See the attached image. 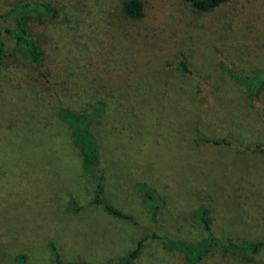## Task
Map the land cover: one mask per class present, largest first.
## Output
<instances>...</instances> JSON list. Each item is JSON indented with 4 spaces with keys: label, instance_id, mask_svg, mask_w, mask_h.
Returning a JSON list of instances; mask_svg holds the SVG:
<instances>
[{
    "label": "rangeland",
    "instance_id": "374dc122",
    "mask_svg": "<svg viewBox=\"0 0 264 264\" xmlns=\"http://www.w3.org/2000/svg\"><path fill=\"white\" fill-rule=\"evenodd\" d=\"M94 2L0 0V15L17 8L31 21L40 15L39 4L50 5L57 10L50 22L56 45L82 60L91 47L89 39L105 29V17L94 16ZM154 5L159 31L166 37L176 34L179 39L172 41L174 54L168 72L159 70L151 54L144 52L139 57L141 80L157 89L165 85L170 90L175 86L192 89L195 83L178 72V53L183 51L191 69L208 78L218 93L181 99L183 108L189 109L186 115L191 112L189 118L180 120L169 108L160 123L145 121L141 137L136 138L144 139L143 155L135 146L123 151L118 148L120 141L105 123L106 113L95 121L93 130L100 145L96 173L105 175L104 205L123 216L93 203L95 197L70 128L58 118L64 109L90 112L96 102L36 79L28 60L6 41L0 60V264H17L21 253L28 255V264H55L50 242L56 244L63 263L123 264L121 259L136 250L140 241L144 245L134 264H157L154 249L159 247L151 245L152 232L194 242L204 231L192 216L187 215L188 222L169 213L154 227L137 186L156 185L175 194L189 186L187 190L194 196L199 188L191 186L193 171L209 189L210 197L199 202L210 204L216 236L264 240V153H237L241 142L264 144V122L261 113L250 108L248 95V88L255 86L256 102L264 107V85H257L258 80H264V0H233L207 16L208 25L225 28L222 38L217 34L206 37L205 24L179 1L155 0ZM16 21L4 24L15 26ZM190 21L202 29L187 27ZM206 109L214 115L204 117ZM195 125L204 136L224 138L235 147L197 145ZM150 133L156 136L150 138ZM149 154L150 160H146ZM71 197L78 211L71 210ZM177 198L178 203L190 204V196ZM246 202L255 205L251 220L242 217L247 212L242 203Z\"/></svg>",
    "mask_w": 264,
    "mask_h": 264
},
{
    "label": "trees",
    "instance_id": "16d2710c",
    "mask_svg": "<svg viewBox=\"0 0 264 264\" xmlns=\"http://www.w3.org/2000/svg\"><path fill=\"white\" fill-rule=\"evenodd\" d=\"M176 1L183 4L191 16L205 24L202 25L203 29L206 33L209 32L205 35L206 37L217 34L222 38L225 28L222 25L213 26L214 23L208 25L205 19L224 9L233 0ZM154 2L155 0H95L94 16L105 17V29L101 35L89 39L91 47L82 60L71 53H63L56 45L50 32L52 29L50 22L56 18L57 10L50 5L39 4L40 15L35 16L31 21L28 17L21 15L17 8H11L0 15V60L6 50V41L10 40L14 49L28 60L31 72L36 75V79L43 80L49 86L63 91H75L80 97L96 102V107L90 112L74 113L64 109L59 111L58 118L70 128L81 157L82 168L89 179L95 197L93 203L97 206L104 205L102 195L105 175L96 173L100 153L97 133L93 130L96 120L106 113L105 123L108 124L109 133L120 141L118 148L123 151L135 146L136 150L138 149L143 155L145 153L143 150L146 149L144 139L140 138V141H136V138L144 131L145 121L153 122V124L160 123L159 118L168 114L166 110L169 108H172V114L177 115L178 119L189 118L191 112L186 115L189 109L183 108L181 99L187 97L190 100L199 99L207 95L215 96V93H218L216 86H212L208 78L198 75L191 69L183 51L178 53V72L185 80L195 83L192 89L175 86L173 90H170L166 85L164 89H157L146 85L143 79L141 80L138 72L142 68V62L139 57L144 52L151 54L158 63L159 70L168 72L170 57L174 54L172 41L179 39L176 34L166 37L164 32L159 31L158 18L153 15ZM42 15L48 17H42ZM7 20H17V23L15 26H8L4 24ZM190 22L191 25L187 27L194 29L193 26H195L199 30L202 29L199 23ZM211 26L213 29L210 28ZM223 63L221 60L220 64ZM257 85H264V80H258ZM255 88V86L248 88L250 108L258 110L264 122V107L256 102ZM212 115L214 113L211 110L204 111V117L209 118ZM194 116L196 117L195 114ZM142 122L144 123L141 124ZM194 130L195 142L199 146L227 149L235 147L232 141L224 138L212 139L204 136L199 126L195 125ZM150 134V138L156 136ZM152 146L151 144L150 147ZM237 148L239 154H247L255 150L264 153L262 143L247 145L241 142ZM150 154L145 156L146 160H150ZM199 176L196 171H193L190 179L193 182L191 186L199 188L198 194L194 196L187 190L189 186L181 188V191H177L176 194L169 192L166 188L160 189L156 185L143 183L137 186V190L147 204L149 220L154 227H157L161 218L169 213L175 217L181 215L188 222L190 217L188 220L187 215L192 216L204 231L203 235L194 242L183 239L171 240L152 232L151 239L154 241L150 240L151 245L160 248V250L154 249L155 262L157 264H264V258H261L264 252V240L220 238L213 232L212 218L209 215L210 204L200 203L210 197L209 189L203 186L206 182ZM180 196H186V198L190 196V204L178 203L177 197ZM194 204L198 206L189 210V207ZM242 205L247 211L242 217L245 220L255 218L254 203L246 202ZM104 208L114 215L123 216L120 211L109 205H104ZM71 210H79L72 197ZM156 240H159V243H156ZM143 245L144 241H140L136 250L122 258L121 262L134 264ZM49 248L55 264H85L63 263L56 244L50 242ZM28 258L25 253L19 254L17 264H28Z\"/></svg>",
    "mask_w": 264,
    "mask_h": 264
}]
</instances>
